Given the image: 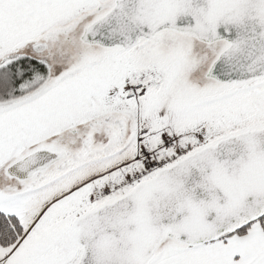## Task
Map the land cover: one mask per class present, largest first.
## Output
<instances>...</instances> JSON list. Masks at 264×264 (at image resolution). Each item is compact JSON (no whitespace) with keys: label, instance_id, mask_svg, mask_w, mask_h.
Instances as JSON below:
<instances>
[{"label":"snow or ice","instance_id":"6c2138e0","mask_svg":"<svg viewBox=\"0 0 264 264\" xmlns=\"http://www.w3.org/2000/svg\"><path fill=\"white\" fill-rule=\"evenodd\" d=\"M0 264H264V0H0Z\"/></svg>","mask_w":264,"mask_h":264}]
</instances>
